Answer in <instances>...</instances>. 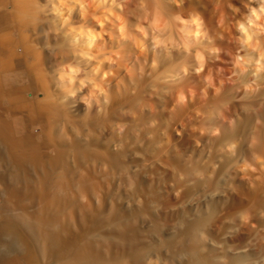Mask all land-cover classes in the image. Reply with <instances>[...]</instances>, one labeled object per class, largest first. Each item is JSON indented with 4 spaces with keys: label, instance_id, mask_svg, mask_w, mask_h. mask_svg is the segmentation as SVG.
<instances>
[{
    "label": "bare ground",
    "instance_id": "6f19581e",
    "mask_svg": "<svg viewBox=\"0 0 264 264\" xmlns=\"http://www.w3.org/2000/svg\"><path fill=\"white\" fill-rule=\"evenodd\" d=\"M58 2L59 0H0V264H264V251L261 250L264 244V221H260L261 223H259V220L257 221L256 229L261 232L260 234L254 232L258 234L257 236H253V232H251L252 237L242 243L229 241L234 234L232 235L229 213L227 212H231V209L238 212L242 211L246 207L245 203L248 196L245 202L243 199L237 198L236 192L231 188L230 190L229 188L224 189L225 186H222L225 181L221 172L224 168L227 169L233 159L230 150L232 148L233 151V147H237L233 145L235 142L240 141L242 143L244 141V129L247 125L249 126L250 120H252L250 118L245 122L247 125L244 123L245 127L240 125L239 128L234 130H231L232 128L227 131L223 130V134L216 139L214 148L216 147L215 150H219L216 151L217 154L213 156L210 164L216 167L218 172H216L217 175L213 184L211 183L212 186L206 184L209 186H206V188L204 184L201 185L202 182L199 184L197 180L198 184L192 183L194 186L187 187L186 193L181 199L182 201L178 203L179 205L174 204L175 206H172L174 209L169 210H172L173 216V224H170L169 227H162L164 221L160 220L163 221L160 225L157 221H153L154 217L152 219L148 218V220L146 217L144 221H140L141 214L138 211H130L131 203L134 200L137 201V198L139 199L141 195L136 199L131 198V201H128L130 199L127 198L128 200L124 205L109 201L111 206L109 205L108 212L98 211L97 207L89 211L85 207L81 210L83 215L80 216L79 220H72L73 217L71 219H68V217L62 218L63 214L58 211V209L60 210L58 202L65 197L67 198L71 192L76 195V190L84 189L86 185L85 189H90L91 185H94L93 179L90 182L88 178H81L87 177L85 175L77 177L78 172L76 173V171H72L74 174L72 173L70 180L61 182L55 187L54 185L52 188L50 187L53 196L51 197L54 200L47 195L48 200L50 199V202L48 201L49 205L44 204L41 209L36 211V193L39 194V192H36L37 179L34 180L36 178L34 175L37 172L36 165L38 164L40 167L47 165L50 168L55 167V170H57L60 165H66L71 156L82 159L91 158V156L97 158V156L94 157L100 153L98 150L96 151L95 146L97 143L94 144L93 142L94 147L90 144L87 145V138L82 136L86 135L83 132L88 125L101 121L114 111L126 109L137 98L138 90L140 91L145 84L151 88L158 87L166 92L168 86L178 78L182 65L179 56L174 55L167 49L141 52L134 41L110 42L109 49L118 50V57L115 65L109 67L112 72V76L109 78L112 103L107 111L103 115H98L94 111L82 115L80 114V111H84L82 105H72L67 102L60 105L52 102V93L47 89V69L60 60L73 58L76 51L82 46L76 35L68 30V26L64 25V17L57 11ZM148 2L154 15L153 24L157 26L160 32L171 30L174 25H179L181 21L186 23L190 21L192 24L199 23L200 19L206 13L208 14V12L205 14L204 12L203 14L199 13L198 9L193 7L196 6L193 2L194 5H190L191 7L185 5V3L178 6L173 4L171 0H148ZM139 14V11L132 10V15L139 16ZM78 20L79 15L76 11H73L70 18L71 26H75V22ZM236 59L239 71L233 70L236 72L230 80L233 84L227 87L224 86L223 95L214 99L204 113L210 110L213 112L214 103L217 102L223 105L222 102L229 100H242L243 107L240 110L253 114L254 111L256 112L257 106L264 104V73L255 71L253 56L250 52H238ZM153 62L155 63L154 68L150 67ZM45 93L48 95L47 100L44 99ZM227 103H224V105ZM232 103L233 101L230 105ZM260 113L264 120V109ZM213 115L215 116V114ZM209 117L212 119L213 116ZM209 117L206 120H209ZM263 124L264 122H262V126ZM221 126L220 128H223ZM207 131L209 132V130ZM115 141L110 140L108 144L121 146V142ZM134 146L135 143L134 145L128 144L127 147H124V150L121 149L116 153L109 151V147L106 150L101 148L103 154L100 153V157L104 155L107 162L115 163L111 165H117L123 171L127 170L129 172L133 169L135 173H137L136 171L142 172L143 180L149 176V178L156 177L158 172L160 174L161 169H159L160 166L158 167L160 159L151 157V160L150 158L145 160L147 154L145 159L143 157H145L144 152L147 153V149L143 150L142 147L137 149ZM130 158L134 160L133 167L125 164V160ZM152 158L154 159L152 160ZM78 162L80 163V160ZM97 166L99 165L97 164ZM40 169L38 173L42 172ZM73 170L75 169L73 168ZM39 175L41 176V173ZM41 189L44 188L41 187ZM95 189L93 191L90 189L91 192L89 193L93 192L92 197L91 194H88V190L86 195L83 190L82 192L80 190V195L77 193L84 203L87 201L86 205L90 203L88 205L92 209L94 205L98 206L99 202L102 201ZM145 189L139 192L143 196L142 200L144 196L149 195H144ZM149 192H152V190H149ZM251 195L249 198L252 197ZM153 196L155 195L153 194ZM109 197L106 200L103 197V200L108 202ZM76 198L72 199L74 203L75 201H81ZM122 199L125 201L124 198ZM54 205L55 207L58 205L55 209L57 211H51L50 208ZM144 206L146 207V205ZM120 207L124 208L123 212L120 211L122 210ZM244 211L242 212L245 213ZM166 220H169V218ZM78 221L83 225L81 226ZM101 229L105 232H100ZM106 230L112 232H107L109 233L107 235ZM195 235L206 237V240H204L206 242H203L199 249L186 248L184 245L186 239ZM259 244H262V246L260 245V247Z\"/></svg>",
    "mask_w": 264,
    "mask_h": 264
},
{
    "label": "rangeland",
    "instance_id": "374dc122",
    "mask_svg": "<svg viewBox=\"0 0 264 264\" xmlns=\"http://www.w3.org/2000/svg\"><path fill=\"white\" fill-rule=\"evenodd\" d=\"M192 2L195 3L196 6H193L194 4ZM184 3H185V5L187 4L188 6L192 5L194 8L196 7L198 9L199 13L203 14V12H204V14H205L207 12V10H205L203 8V6L200 3L197 2V0H190V1L185 0ZM199 9H200V11H199ZM206 15H207V13H206ZM229 75L231 76V79L234 77L231 73ZM230 82L231 83H227L225 86L227 87L228 85L233 84L232 81H230ZM223 90H225V87H224ZM138 92L139 93L137 94V98L126 109L114 111L113 113L109 114L107 117H105L104 119L99 121L100 124H99V122H97V123H93V125L92 124L88 125L86 130H84V132H83L86 135H82V136L87 138V140H88L87 141L88 142L87 145L90 144V145H93L92 147H94L95 143H97V144L99 143V145L96 144L95 147L97 148L96 151L98 150V152H100L101 154H103V152H101V151L104 150V148L106 150L109 147L110 148V149L108 148L109 151H111V152L113 151V152L116 153V152L121 151V149L124 150L125 149L124 147H127L128 144H133L134 145V143H135L134 148L136 147L137 149H140L142 147L141 149H143V150L147 149V153H146V151L144 152V154H145L144 156L145 157H143V158L145 159L146 158V154H147V158L148 159L146 158L145 160H149V158L151 160V157H157L155 159H158V158L160 159V160L158 159L159 160L158 162L160 164V165H158V167L160 166L159 169H161L160 174L158 172L157 173L158 175H156V177L149 178L150 177L149 176L148 178L143 180V178H142L143 174H141L142 172L136 171L137 173H135V172H133V169L131 171H129L130 173L127 170L123 171V169L119 168L117 165H115L116 167L114 165L113 166L111 165V164H115V163H112V162L110 163L109 161L107 162V159H104L105 158L104 155H102L100 157V155H101L100 153H98L99 156H98V154L94 156V157L97 156V158H93V156H91V158L90 157H86V158L82 159V158H79V157H76V156H71V159L73 161L70 159L66 165L62 164V166L61 165L59 166L60 167L59 169L56 168L57 170H55V167H51L50 168V166H47V165H43V166L40 167V165L37 164L36 166L37 167L39 166V167H38V169L36 167V171L37 172L34 175V177H36V178H34V180L37 179L36 181L38 182L37 183L36 181H34L37 184V185L35 184L37 186L36 187V192H39V194L36 193L37 194L36 195V211L41 209V207L44 206V204L45 205H49L48 201L50 202V199L48 200V198L52 196V189L51 188L53 187V185L55 187L56 185L61 184V182H66V181L70 180V178H72V173L76 171V173L78 172L77 173L78 174L77 177H81V176L85 175L87 177H85V178L81 177V178L82 179H87L88 178V181H90V182H91L92 179L94 180V182L93 181L92 182L94 183L95 186L91 185V183H90V185H91L90 189H92V191H93L96 188L95 191H97V194H98V196L100 197V199L102 201L99 202L98 206L94 205L93 209L90 208V206H89L90 203H88L89 205L87 204L89 206L88 207L86 205L87 201H85V203H84V201H82L80 199V196H78V194H79L80 190H81V192L83 190L85 192V195H86L87 194L86 191L88 190V194H91L90 196L92 197L93 196L92 195L93 192L89 193V192H91L90 189H85L87 187V185H86V187L83 185L85 187L84 189L82 188L80 190H76L78 192H76L74 190L75 194L77 196L74 195L71 192L67 198L66 197L65 198L62 197V198H64V199H62V201H59V202L57 201L59 203V208H60V210L58 209V211H60L63 214L62 215L63 217L61 216L62 218H65V217L67 218L68 217V219H71V217H73L74 219H72V220H75V219L79 220L80 216L83 215V212L81 210H83L85 207H86L85 209H87L89 211L94 210L97 207L98 211L108 212L109 209H110V206H111L109 201H111V202L113 201L116 204H118V203L121 204L122 203V205H124L126 200L130 199L128 201H131L132 199H136V197H139V195H141L139 197V199L137 198V201L134 200L131 203L132 206H130V208H129L130 211H138V213H140L141 216H142V217H140V219H141L140 221H144V219L146 217H147L146 218L147 220H148V218L152 219L154 217L153 221H157L160 225L164 221V224L161 225V226L164 227V228L165 227H169L170 224L171 225L173 224V220H172L173 216H172L171 212L174 209L173 208L175 206L174 204L177 205L179 203V201L180 202L182 201L181 199H183V197H184L183 195L186 193V188L187 187L194 186V184H198L197 180H198L199 184H200V182H202L201 185L204 184L205 187L207 185H211L212 186V184H213V182H214V180L216 178V175H217L216 172H218V169L216 167H214L212 164H210L211 163L210 161L213 160L212 159L213 156H215L217 154L216 151L219 150V149L215 150L216 147L214 148V146H216V143H215L216 139H218V137H220V135L223 134L224 131H227V130H229L231 128H232L231 130H234L236 128H239L240 125L242 127H245V124H246L245 122H247L248 119L250 118L252 120H250L251 122H250L249 126L246 124L247 127H246V129H244L245 130V133H244V137H245L244 141L245 142L243 141L244 143L243 142L240 143V141H238V142H235L233 144V145H236L237 147L234 146L233 147V151H232V148L230 150L231 152L229 151L232 154V156H231V158H233L232 159V163H230L231 165L229 164V166H227V169L224 168L221 173H222V176H223L224 181H225V183L222 185V186H225L224 189L229 188V190H230V188H231V190L236 192L235 193L236 197L239 198V199H243L245 202H246L247 199L248 200L250 199V201L247 200V202L245 203L246 207H244V209L242 210V211L245 210L244 211L245 213H243L242 211H240V212L235 211V209L234 210L231 209L232 213L231 212H227V213H229V215L228 214L227 215L229 216L232 235L234 234L233 236H231L232 239L230 238L229 241L232 240L231 242L239 244V243H242L245 240H247L249 237H252V235L253 236H257L258 234H255V233L259 232L256 229L257 228V223H258L257 221L259 220V223H261L260 221H262V222L264 221V218H263L264 217V210H263V208H264V190H263L264 189V181H263L264 180V173L257 172V173L250 174L247 170H243L242 171V168H243V162L247 161L248 163L252 164L253 160H254V158L256 156L264 153V142H263L264 141V129H263L264 128L263 127L264 124L262 126V122H264V120L262 119L261 113H260L264 109L263 108L264 104L260 105L262 107H260V106L258 107L257 106L256 109H255L256 112L254 111V114L250 113V112H249L250 113L249 114V113L243 112V110H240V109H242L241 107H243L242 106L243 105V101L242 100H229V101H226L228 103L225 104V105H224V103H226L225 101L222 102L223 105L216 102L217 106H216V103H214L216 107L214 106L213 112L211 110L209 112L207 111L206 113H204V115L200 116L196 120H193V121L189 122L188 119H187V115L185 113L172 114V113H170L167 110L169 105H168L167 97L164 96V94H165L164 90H162V89H160L158 87H156V88L152 87L151 88L150 86H147L145 84V85L142 86L140 91L138 90ZM161 94H163V95H161ZM220 101H223V100H220ZM232 101H233L234 104L232 103L233 105L232 104L230 105V103ZM237 109H238V111H237ZM210 112H212V113H210ZM80 114L83 115L84 111L83 110H82V112L80 111ZM205 114H207V115H205ZM213 114H215V116ZM251 114H253L254 116L251 115ZM206 116L207 117H209V116L212 117L213 116V117H212V119L209 117L208 118L209 120H206L207 119ZM236 116H238V117H236ZM116 117H118V118H116ZM254 117L257 118V119H255ZM213 120H214V122H213ZM182 121H184V124H182ZM203 123L206 124V125L204 124L205 127H203L204 126ZM94 124H96V125H94ZM221 125L223 126V128H220ZM89 126H90V128H89ZM96 126H98V127H96ZM211 127H212V129H211ZM228 127H230V128H228ZM142 130H144V131H142ZM207 130H209V132ZM210 130H213V131H210ZM87 131H88V133H87ZM210 132H211V134H210ZM88 135H89V138H88ZM133 136H134V138H133ZM93 138H94V140H93ZM110 140H114V141L116 140L115 142L119 141L122 144H121V146H117L118 144H115L116 146L114 144H112V146H111L110 144H108ZM103 141L106 142V143H104ZM166 141H169V142H166ZM93 142H94V144H93ZM155 142H156L157 145L155 144ZM125 143L127 144V146H126ZM149 143H151V144H149ZM104 144H105L106 147L104 146ZM147 144H148V146H147ZM151 145H152V147H151ZM146 146H147V148H146ZM149 147H150V149H149ZM157 147L160 148V149H158ZM101 148H102V150H101ZM111 148H113V149H111ZM210 150H212V151H210ZM155 151H156V153H155ZM159 151H161V152H159ZM209 152H211L213 154H211ZM232 152L235 153V154H233ZM154 154H156L157 156L154 155ZM88 158H90V159H88ZM85 159H86V161H85ZM100 159H102V160H100ZM153 159L154 158H152V160ZM79 160H80V163L78 162ZM161 160H163V161H161ZM81 161H83V162H81ZM125 161H126L125 164L127 166L133 167V165L135 164L134 160L133 159L131 160V158L129 160L126 159ZM97 164L99 166H97ZM109 165H110V167H109ZM67 166L69 167L68 169L66 168ZM45 167L47 168V170H46ZM44 168H45V171H44ZM53 168H54V170H53ZM73 168L75 170H73ZM39 169L42 172L38 173ZM48 169H49V171H48ZM51 170H53V171H51ZM80 170H83V171H80ZM43 171H44L45 174L43 173ZM67 171H68V173H67ZM40 173H41L42 177L39 175ZM42 173H43V175H42ZM46 173H49V174L46 175ZM123 173H125V174H123ZM169 173H170V175H169ZM178 173H179V175H178ZM56 174H57V176H55ZM94 174L96 176H91V175H94ZM126 174H128V175H126ZM38 175L40 176L39 178L37 177ZM44 176H45V178H44ZM59 176H61V177H59ZM128 176H130V177H128ZM138 176L141 177V178H139ZM89 177L90 178L92 177V178L90 179ZM93 177H95V178H93ZM117 179H118L119 182L117 181ZM60 180H62V181H60ZM106 182H108V183H106ZM102 183H103V186H102ZM177 183H179V184H177ZM192 183H194V184H192ZM97 185H99V186L96 187ZM108 185H109V187H108ZM204 185H203V187H204ZM89 186H88V188H89ZM41 187H43L45 190L41 189ZM207 187H209V186H207ZM98 189H100V190H98ZM110 189H111V191H110ZM129 189H131V190H129ZM142 189H145L144 191L147 192L146 194H145V192H143L144 195L149 194V195H147V196H149L148 198H147V196H144L145 200L144 199L142 200L143 196H142L141 193H139V192L143 191ZM43 190H44V192H43ZM105 190H107V191H105ZM149 190L150 191L152 190V192H149ZM198 190H200V189H198ZM153 191H154V193H153ZM261 191H263V192H261ZM42 192L44 193L45 197L43 196ZM47 192H49L50 194L47 193ZM250 192H251L252 195L250 194ZM155 193H157L158 195H156ZM257 193H260V194H257ZM40 194H42V195H40ZM153 194L155 196H153ZM109 195H111V196L109 197ZM135 195H138V196H135ZM150 195L153 196V197H151ZM250 195L252 196L251 198H249ZM38 197H40V198H38ZM41 197H43V198H45L47 200H45V199L43 200ZM76 197L78 199H80L81 201H75V203H74V201L72 199L76 198ZM107 197H109V200H108L109 203L107 201H104V200H106ZM246 197H247V199H246ZM122 198H124L125 201ZM66 199L69 200V201H63V200H66ZM156 199L157 200L160 199V200L157 201ZM56 200H58V199H56ZM122 201H124V202H122ZM63 202H65V203H63ZM141 202H143V203H141ZM133 203H135V204H133ZM131 204L129 203V205H131ZM144 205H146V207ZM62 206H63V208H61ZM56 207H55V205H54V207L52 206V208H50L51 211H57V210H55ZM148 208H150V209H148ZM120 209H122V207H120ZM170 209H172V210L169 211ZM120 211L123 212L124 208L122 210H120ZM105 214H108V213H105ZM231 215H232V217H231ZM255 215H256V218H255ZM241 217H245L248 220L247 223L242 222L241 219H240ZM168 218H169V220H166ZM217 219H218V217H217ZM160 220H163V221H160ZM79 224H80V222H79ZM80 225L82 226L83 224H80ZM248 227H249V229H248ZM255 229H256V231H255ZM101 230H99V231L102 232V233L105 232V231H103V230L101 231ZM107 232H109V231L106 230V233ZM111 232L112 231H110L109 233H111ZM251 232H253V234ZM102 233H101V235H102ZM109 233H107V235ZM260 233L261 232H259V234ZM198 236H199V238H198ZM203 238L204 237L201 236V235L190 236V238L189 237L187 238L188 240L186 239L184 245L188 249H191V248L199 249L200 245L202 246L204 240H206V237L204 239ZM260 245L262 246V244H259V246ZM263 246H264V244H263ZM263 246L261 247L262 251H264V247Z\"/></svg>",
    "mask_w": 264,
    "mask_h": 264
},
{
    "label": "clouds",
    "instance_id": "9594fccd",
    "mask_svg": "<svg viewBox=\"0 0 264 264\" xmlns=\"http://www.w3.org/2000/svg\"><path fill=\"white\" fill-rule=\"evenodd\" d=\"M171 2L179 6L185 0ZM197 2L208 12L199 23L181 21L160 32L153 24L148 0H59L57 11L82 46L73 58L47 69L52 102L82 105L84 113L103 115L112 103L109 67L118 57V50H110L108 45L117 41H134L141 52L167 49L179 56L180 73L164 96L167 110L185 113L189 122L202 116L213 100L223 95L229 74L234 76L233 70L239 71L238 52H250L255 71L264 73V0ZM133 9L139 16L132 15ZM73 11L79 15L75 26L70 23ZM44 99H48L47 93ZM243 170L264 173V153L252 164L243 162ZM240 219L247 223L245 217Z\"/></svg>",
    "mask_w": 264,
    "mask_h": 264
}]
</instances>
